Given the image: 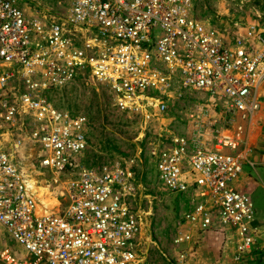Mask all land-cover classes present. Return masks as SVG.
<instances>
[{"label": "built area", "instance_id": "1", "mask_svg": "<svg viewBox=\"0 0 264 264\" xmlns=\"http://www.w3.org/2000/svg\"><path fill=\"white\" fill-rule=\"evenodd\" d=\"M194 6L67 0L50 14L39 0H0V226L20 246L0 248L1 264H143L142 152L158 182L187 200L186 220L229 230L238 257L251 251L256 211L235 181L263 120L264 35L252 26L230 42ZM78 84L104 88L143 127L144 147L86 165L89 118L63 94ZM33 160L59 187L50 208L22 167Z\"/></svg>", "mask_w": 264, "mask_h": 264}, {"label": "rangeland", "instance_id": "2", "mask_svg": "<svg viewBox=\"0 0 264 264\" xmlns=\"http://www.w3.org/2000/svg\"><path fill=\"white\" fill-rule=\"evenodd\" d=\"M39 2L43 11H48L50 14L63 13L67 5V0H39ZM194 7L197 17L208 19L217 25L230 42L242 40L252 26L264 35V0H195ZM36 10L31 8L26 13L32 15ZM63 94L70 107L84 112L89 118L87 126L89 145L84 156L86 165H97L108 159L134 155L139 147H144V141L141 140L143 127L131 116L114 109L104 88L99 87L96 90L91 85L78 84L70 87ZM200 96L197 94V97ZM182 116L183 113L175 114L173 119ZM258 118L264 119V111L259 113ZM248 143L254 150L260 143L259 133L254 132ZM253 153L254 151H250L247 154V159L242 164V174L235 184L238 188L244 186L242 189L250 195L255 210L257 208L264 213V155L259 154L255 158L252 156ZM140 156L143 161L139 167L143 169V185L138 202L141 211L146 212L143 217V237L139 245L145 258L143 264H192L190 260L192 253L187 254L186 259L182 258L184 262H179L177 250L180 247L188 246V249L191 246L193 250L195 246L219 247L227 241L233 242V235L229 230L219 227L199 230L195 223L186 220L185 215H189L192 210L187 200L181 195L168 192L148 167V158L143 156V152ZM251 162L255 163L254 166ZM22 167L31 179L37 180L39 184L42 180L45 185L52 182L51 176L42 171L36 161L22 162ZM48 188L53 191V196L59 189L52 183ZM179 231L191 232L190 241L175 243L174 239ZM6 246L20 249L5 228L0 226V248ZM213 264H219L218 259Z\"/></svg>", "mask_w": 264, "mask_h": 264}, {"label": "crops", "instance_id": "3", "mask_svg": "<svg viewBox=\"0 0 264 264\" xmlns=\"http://www.w3.org/2000/svg\"><path fill=\"white\" fill-rule=\"evenodd\" d=\"M262 111H264V104ZM252 132L259 133L260 143L254 150L250 149L251 152L254 151L252 156L257 158L259 154L264 155V119L255 124ZM251 164L254 166L255 163L251 162ZM236 187L238 188V186ZM243 187L238 189L243 191ZM255 211L256 243L250 252L238 257L236 247L232 241V243L227 241V243L219 247H212L210 245L195 246L193 250L191 246L187 249V246L185 248L180 247L177 250L179 262H184L180 254H183L186 259L187 254L192 253L190 256L192 264H213L216 259H218L219 264H264L261 252V247L264 245V213L257 208Z\"/></svg>", "mask_w": 264, "mask_h": 264}, {"label": "bare ground", "instance_id": "4", "mask_svg": "<svg viewBox=\"0 0 264 264\" xmlns=\"http://www.w3.org/2000/svg\"><path fill=\"white\" fill-rule=\"evenodd\" d=\"M38 186H35V182L33 179H30L29 184L31 187L37 191V196L40 200V203L47 208H50L56 204H58V199L56 196H53V193L49 190V188L44 184L43 180L40 182Z\"/></svg>", "mask_w": 264, "mask_h": 264}]
</instances>
